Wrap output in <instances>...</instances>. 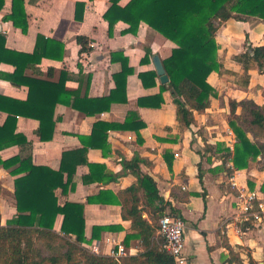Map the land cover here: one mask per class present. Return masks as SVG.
I'll return each mask as SVG.
<instances>
[{"label": "crops", "instance_id": "obj_1", "mask_svg": "<svg viewBox=\"0 0 264 264\" xmlns=\"http://www.w3.org/2000/svg\"><path fill=\"white\" fill-rule=\"evenodd\" d=\"M128 1L118 0L117 4L123 6ZM110 5L111 0H23L28 24L23 32L11 20L4 18L11 12L12 0H3L0 42L6 48V60L0 63V73L9 74L15 69L11 62L15 58L12 52L31 54L38 36L39 40L42 37L40 43H46L45 51L50 57H42L35 65H25L23 76L58 84L50 88L56 91L53 98L67 91L69 103L54 105V128L49 140H40L35 134L39 126L37 119L17 116L15 132L24 134L27 143L4 147L0 150L1 158L29 154L33 164L57 170L62 152L82 147L77 136L87 137L94 122L122 123L128 111H136L144 122L138 135L134 130L109 129L105 141H101L103 144L87 151L88 162L102 166L99 172L88 174L90 168L86 164L77 165L72 179L74 187L66 193L60 187L54 191L58 204H84L85 242L82 245H91L96 240L100 251L97 254L109 256L111 244L105 242L108 238L121 242L130 255L143 250L138 240H130L127 246L123 243L131 228L130 221L121 218L120 205L86 201L87 197L99 191L108 190L115 194L135 183L136 176L129 169H123L122 163L137 155L142 159L139 163L141 172L155 180L158 193L164 199L165 211L175 208L185 222L184 254L190 264H264V226L250 224L241 227L233 219L236 191L231 186V178L238 184H248L247 173L252 168L248 165L244 169H234L229 160L223 163L222 153L215 151L217 147H214L216 143L227 147L229 136L226 129L230 128L228 121L231 118L228 99H251L264 105V73L256 68L249 69L248 84L242 86L236 78V74L244 72L242 64L234 59V55L243 52L246 45L264 43V20L247 16L242 20L228 19L220 25L216 41L221 73L211 72L207 78L218 98H212L206 109L193 111L194 123L187 128L178 123L168 91L161 93L163 102L158 108L138 104V98L160 92L158 75L155 85L144 87L138 73L153 70L152 55H158L162 62L175 44L144 22H140L137 32L132 34L122 32L128 24L117 21L109 35L108 22L103 14ZM78 35L89 39L91 51L79 52ZM60 44L63 50L57 57ZM146 50L150 51L148 62H142ZM120 56L127 59L132 72L125 78L124 89L114 95L109 109L90 115L71 107L69 104L79 98L83 100L79 102L82 108L91 109L94 105L90 100L104 97L115 88L112 75L121 68ZM28 90V85H18L0 76V95L25 100ZM6 116V112L0 111V126ZM201 128L204 136L199 133ZM248 136L251 138L249 133ZM205 144L213 145L215 150L206 151ZM9 171L0 165L1 225L17 213L14 196L16 176ZM199 172L202 174L201 183L197 177ZM262 172L264 170L260 171L264 174ZM83 176H90L89 181L83 182ZM143 217L148 218L147 213H143ZM61 221L62 215L57 214L54 230L60 229ZM108 225H119L120 228L100 231L98 236H92L93 226Z\"/></svg>", "mask_w": 264, "mask_h": 264}, {"label": "trees", "instance_id": "obj_2", "mask_svg": "<svg viewBox=\"0 0 264 264\" xmlns=\"http://www.w3.org/2000/svg\"><path fill=\"white\" fill-rule=\"evenodd\" d=\"M117 2L118 0H111L110 7L103 14L108 22L109 35L117 21L127 23L128 27L122 32L132 34L137 32L139 23L144 22L175 44L170 55L162 59L169 81L160 83L159 93L138 98V104L158 108L163 102L161 93L168 91L175 105L178 123L187 128L194 123L193 111L206 109L212 98H218L207 78L211 72L221 73L216 41L220 25L228 19L242 20L247 16L264 20V0H129L123 6ZM2 7L3 0H0V10ZM4 18L11 20L14 26L25 32L28 24L23 0H12L11 12ZM40 40L38 36L31 54L12 52L15 58L11 62L15 69L9 74L0 73L3 79L18 85H28L29 89L25 100L0 95V111L7 113L0 126V150L9 145L27 143L24 134L15 132L19 115L37 119L39 126L35 134L40 140L51 139L54 105L58 102L67 103L66 105L69 103L67 91L53 98L52 94L56 91L50 88L58 84L23 76L25 65H35L42 57H50L45 51L46 43L41 44ZM76 41L80 45V53L91 51L87 37L78 35ZM5 49L0 42V63L5 59ZM62 50L60 44V54L57 57L61 56ZM149 54L150 51L146 50L141 61L148 62ZM234 59L242 64L244 78L240 84L246 86L249 69L256 68L264 73V43L246 45L243 52L234 55ZM119 61L121 68L112 75L116 86L108 95L90 100L94 105L91 109L82 108L79 102L83 100L79 98L69 105L90 115L108 110L114 101V95L124 89L126 76L132 72V68L127 66L126 58L120 56ZM138 77L144 87H150L155 85L157 74L153 69L139 72ZM227 102L231 117L228 124L235 135V142L232 151L224 148L222 161L225 163L229 160L234 169H244L248 167L249 161L264 154V105L251 99H228ZM143 126L144 122L139 119L136 111H128L122 123L94 122L87 137L77 136L82 147L62 152L57 170L33 164L29 154H16L6 159L0 156V165L16 176L14 196L17 212L5 225L0 224V264H174L173 257L161 248L163 238L156 236V221L166 209L164 199L158 193L155 180L141 172L139 163L142 159L139 156L135 155L122 163L123 169H129L136 176L135 183L115 194L105 190L86 198L88 203L120 205L121 218L129 220L131 228L123 243L127 246L130 240L135 239L143 247L135 255L128 254L116 260L112 256L100 255L85 248L82 245L85 242L84 204H58L54 194L58 187L64 193L74 187L72 179L77 165L86 164L90 168L88 174L99 172L102 166L88 162L87 151L103 144L101 141H105L109 129L134 130L138 135ZM219 145L221 144H215L216 147ZM212 147L213 145L205 144L207 151H211ZM170 166L168 162L169 169ZM89 177L83 176V182H88ZM197 177L201 183L200 172ZM260 187L264 191V184ZM170 212L177 215L175 208L171 207ZM143 213H147L148 218L143 217ZM57 214L62 215V221L60 229L54 230ZM119 228V225L93 226L92 236H98L100 231H115Z\"/></svg>", "mask_w": 264, "mask_h": 264}, {"label": "built area", "instance_id": "obj_3", "mask_svg": "<svg viewBox=\"0 0 264 264\" xmlns=\"http://www.w3.org/2000/svg\"><path fill=\"white\" fill-rule=\"evenodd\" d=\"M229 139L226 140V146L232 150L235 142V135L231 128L226 129ZM178 156L177 153L174 154ZM231 186L235 188V212L234 221L241 227H248L250 224L264 226V192L258 187H250L246 182L238 184L235 179L231 178ZM185 222L184 220L171 212H164L157 221V235L163 238L161 248L173 257L174 264H190L184 254L185 239ZM106 243L111 244L109 256L116 260L128 255L127 249L121 242L113 239H106ZM85 248L98 253L99 242L93 240L91 245L85 244Z\"/></svg>", "mask_w": 264, "mask_h": 264}, {"label": "rangeland", "instance_id": "obj_4", "mask_svg": "<svg viewBox=\"0 0 264 264\" xmlns=\"http://www.w3.org/2000/svg\"><path fill=\"white\" fill-rule=\"evenodd\" d=\"M236 78H237V81L239 82V83H241V81L243 80V78H244V73H240L239 75L238 74H236ZM199 133L202 135V136H204L203 134H204V131H203V128H201V129H199ZM216 133H213V135H215ZM206 139V138H205ZM214 147H216V146H214ZM213 148V147H212ZM211 148V151L212 150H215L214 148L212 149ZM224 144L223 145H219L217 148H216V150L215 151H217V152H221V153H223V151H224ZM206 150V149H205ZM207 151V150H206ZM215 151H213L214 153H215ZM250 162V161H249ZM248 165H250L249 167H251L252 169L250 170V172L249 173H247V178H246V180L248 181V184L250 185V184H252V185H250V186H252V187H258V188H260L261 189V184H264V174H261L260 173V171L261 170H264V154L262 155V157H260V158H255V159H253V160H251V162L250 163H248ZM247 168V167H246ZM262 173H264V172H262ZM258 176V178H256L257 176ZM1 185V184H0ZM2 188V187H1ZM262 190V189H261ZM263 191V190H262ZM264 192V191H263ZM2 194V189L0 190V195ZM158 221V220H157ZM157 221H156V224H157Z\"/></svg>", "mask_w": 264, "mask_h": 264}, {"label": "water", "instance_id": "obj_5", "mask_svg": "<svg viewBox=\"0 0 264 264\" xmlns=\"http://www.w3.org/2000/svg\"><path fill=\"white\" fill-rule=\"evenodd\" d=\"M152 63L154 66V69L156 71V74L158 75V79L160 81V83L165 84L169 81V78L165 72L164 66L160 60V58L158 57V55L153 54L152 55Z\"/></svg>", "mask_w": 264, "mask_h": 264}]
</instances>
